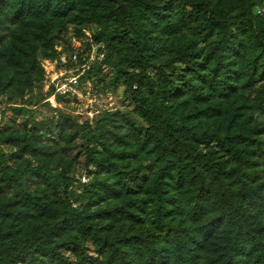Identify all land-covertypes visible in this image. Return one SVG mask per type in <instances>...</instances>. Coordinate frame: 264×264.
I'll return each instance as SVG.
<instances>
[{"label": "trees", "instance_id": "1", "mask_svg": "<svg viewBox=\"0 0 264 264\" xmlns=\"http://www.w3.org/2000/svg\"><path fill=\"white\" fill-rule=\"evenodd\" d=\"M263 4L0 0V89L23 93L43 74L38 59L58 56L59 33L96 25L145 127L90 159L114 167L129 153L155 165L142 176L114 167L85 190V205L41 206L22 235L0 229V264H264ZM157 62L185 68L152 79Z\"/></svg>", "mask_w": 264, "mask_h": 264}, {"label": "rangeland", "instance_id": "2", "mask_svg": "<svg viewBox=\"0 0 264 264\" xmlns=\"http://www.w3.org/2000/svg\"><path fill=\"white\" fill-rule=\"evenodd\" d=\"M254 11L264 13V4ZM97 30L96 25H70L67 32L58 34L55 50L59 52L60 47L70 53L83 48L94 54L103 45L94 39ZM99 52L103 55L94 61L90 78L66 93L48 85L61 70L52 62L55 58L38 59L43 74L34 73L31 87L23 93L0 89V204L11 212L0 216V229L22 235L43 219L41 206L85 205V190L95 177L110 179L114 167L134 168L141 176L155 171L152 161L129 153L115 158L114 167H97L90 159L93 153H105L119 144L130 126L145 127L124 86L123 66L115 56L109 57L105 47ZM156 65L147 73L152 79L159 69L179 79L185 68L182 63ZM261 141L264 146V132ZM211 146L220 147L216 141ZM3 174H8V180L2 179ZM86 250L95 254L90 243ZM64 254L75 261L71 246L64 248Z\"/></svg>", "mask_w": 264, "mask_h": 264}, {"label": "built area", "instance_id": "3", "mask_svg": "<svg viewBox=\"0 0 264 264\" xmlns=\"http://www.w3.org/2000/svg\"><path fill=\"white\" fill-rule=\"evenodd\" d=\"M99 46L94 54L86 52L83 48L66 53L57 47L58 56L52 62L55 67L61 66V70L49 80L48 85L53 86L55 91L60 93H66L71 88L80 85L83 77L87 76L88 72L94 68L96 58L103 55L99 51L104 46Z\"/></svg>", "mask_w": 264, "mask_h": 264}]
</instances>
